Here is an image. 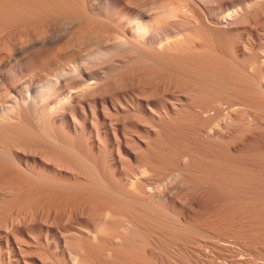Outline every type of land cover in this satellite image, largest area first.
Wrapping results in <instances>:
<instances>
[{
  "label": "bare ground",
  "instance_id": "6f19581e",
  "mask_svg": "<svg viewBox=\"0 0 264 264\" xmlns=\"http://www.w3.org/2000/svg\"><path fill=\"white\" fill-rule=\"evenodd\" d=\"M0 264H264V0H0Z\"/></svg>",
  "mask_w": 264,
  "mask_h": 264
},
{
  "label": "rangeland",
  "instance_id": "374dc122",
  "mask_svg": "<svg viewBox=\"0 0 264 264\" xmlns=\"http://www.w3.org/2000/svg\"><path fill=\"white\" fill-rule=\"evenodd\" d=\"M56 37H58V35L56 36ZM60 37V39L61 38H63L64 37V35L63 36H59ZM59 37H58V39L57 40H59ZM53 38V40H55V38L54 37H52Z\"/></svg>",
  "mask_w": 264,
  "mask_h": 264
}]
</instances>
